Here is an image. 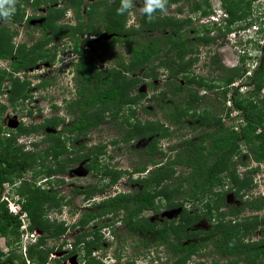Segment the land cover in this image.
Segmentation results:
<instances>
[{
  "label": "trees",
  "instance_id": "16d2710c",
  "mask_svg": "<svg viewBox=\"0 0 264 264\" xmlns=\"http://www.w3.org/2000/svg\"><path fill=\"white\" fill-rule=\"evenodd\" d=\"M179 1L168 0L166 8ZM206 1L185 0L189 3L187 4L189 14L184 19L157 12L155 18L148 22L147 17L140 13L137 26L125 29L124 19L127 13L117 14L120 0H67L76 20L74 26L64 28L55 26L54 22L58 18V13L62 11L51 6L41 23L43 31H49V34L34 40L28 46L20 44L16 49L9 44L11 34L5 25H0V60H9L13 56L9 62V69H0V89L4 80L8 81L9 90L5 98L7 104L13 109L15 102L29 98V93L25 90L27 81H19L13 78V74L22 73L39 62L51 64L43 46L54 35L59 39L68 37L75 55V61L71 64L70 70L71 79L75 81L74 96L67 102L69 108L75 110L72 121L64 125V119L56 115L44 118L40 123L27 126L22 125L21 121L10 130L15 133L14 136H1L0 237L7 241L11 238L14 242L18 239L21 233L19 230L21 222L18 218L20 214H24L26 218L24 230L29 234L33 230L39 234L34 243L27 246L26 259L15 262L11 254L5 255L0 252V264H25V262L43 264L47 255L54 250L53 247L41 248L46 240H59L68 229L83 228L89 220L106 216L117 217L128 234L138 233L145 238L152 236L153 244L166 245L170 256L173 257L170 264H204L200 261L190 263L189 258L207 247H210V252L218 257L210 264H217L220 260H224L225 264H264V233L253 241H243L245 236L264 224V216L259 217L254 214L238 217L244 209L260 211L262 209L260 203L244 201L227 212L221 210L225 205L227 193H230L233 198L241 199V191L248 190L252 186L249 183L248 174L255 172L257 168H247L244 177L239 179L234 173L236 164L230 161L234 154H238L240 147L246 149V154L251 162L256 163L255 166L260 163L264 164V123L261 121L264 119V95H260V90L264 87V46L260 45L259 47L254 46L260 54L255 68L251 70L248 77L246 73L250 66L249 62H251L249 57L242 56L239 58L240 65L226 68L216 54L208 55L210 72H218L211 82L220 81L222 83L219 96L225 99L229 87L235 81L246 77L248 82L245 86L249 87L246 99L256 100L255 105H259L261 113L259 119L256 120L247 114L246 107L240 98L244 96L234 88L230 94V106L242 116V121L237 128L234 130L224 127L218 117L212 116L213 120L205 123L198 120L197 125H192L190 128L192 130L207 129L202 130L200 136L194 140H182L178 145V150L171 146L169 151H174V158L161 166H157L158 163L154 161L156 156H164L157 147L158 142L162 138H168L171 131L167 125L157 120L135 121L133 126L126 130L122 141L148 140L141 150L146 157V162L133 170V174L137 176L132 178L131 173L126 174V183L136 184L139 187L129 192L109 196L97 203H91V206H95L97 210L94 213H82L72 225L67 226L63 222H55L54 219L46 218L49 210L59 213L67 204L63 202L65 197L54 189L62 181L54 177L65 174L70 164L83 161L85 171H92L99 166L97 169L101 172L100 175L106 178V182L98 189L89 187L71 191V193L81 194L83 200L87 202L94 195L101 194L118 182L120 174L117 171L98 164V156L104 154L102 153V149L105 148L103 144L93 145L91 151L80 155L77 152L84 149L81 145L77 148L78 151H70L65 157L63 155L67 153L69 142L77 141L88 131L101 125L106 116L116 118L123 107H134L143 94L130 96V88L144 80H154L158 75L154 72L156 66L164 71L166 80L163 86L168 87L167 93L163 91L158 93L161 100L169 98V103L160 104V108L167 109V112L163 114V119L170 124L182 126L181 118L188 113V109L197 112L196 109L202 103L204 95L198 96L192 86H206L207 81L205 77L193 75L191 68L197 61V48L207 47L214 42V38L208 35L209 26L203 27L199 32L191 28L193 31L191 35H188V25L191 20L190 15L198 18V16L208 14L207 10L201 8V2ZM237 1L224 0L221 3L223 11L230 18L239 10L236 6ZM39 4V1L35 0L32 6L36 7ZM81 6L83 14L80 13ZM14 7L18 5L15 4ZM181 11V7L176 8L177 14ZM262 17L264 19V15ZM3 19L0 17V20ZM14 20L15 22L20 21V19ZM228 28L225 27L226 32L230 31ZM68 30L71 32L66 33ZM217 30L218 34L221 28ZM258 32L260 33L261 29ZM103 34L109 36V39H97L96 42L90 44V50L86 47L90 39H96ZM221 35L225 36V33ZM145 36L148 37L145 38ZM113 43H124L127 52L126 59L123 61L117 58L111 67L98 69L95 67V62L102 60L107 53L108 46ZM154 63L155 65H152ZM178 78H182L184 83L177 82ZM181 94L186 99L182 104L187 107H180L174 99L181 98ZM191 102L194 104L190 108L188 105ZM4 109L5 104L0 103V116ZM202 113L201 119L204 117V112ZM132 115L133 112L129 115L131 120H133ZM210 125L216 129L208 131L211 128ZM59 126H61L59 131L54 132ZM19 135H36L39 138L29 143L30 150H24L22 146L14 145L16 136ZM40 145L42 147L39 149ZM139 156H141L140 153ZM46 158L51 160L50 164L43 162ZM146 163L153 168L147 170ZM176 166L183 167L184 172L179 173L174 181L172 176ZM220 172L225 174L231 187L216 192L214 188L218 184L213 181V177ZM41 177L45 179L42 182L45 186L43 189L35 185V181ZM4 185L9 187L6 194L10 200L13 198L17 200L18 214L9 212L6 200L1 198ZM212 195L214 197H211ZM179 196L184 198V202H190L193 205L201 203L203 210L214 214L213 222L208 221L209 226L205 229H193V224L206 213L200 214L195 211L193 215H189L187 209L182 207V203L176 202ZM161 202L162 205H160ZM159 205L165 209H179L176 218L152 223L146 217L141 216L143 211L157 214L161 208ZM86 235L87 233H83L75 238L76 240L81 238L84 241ZM92 235L93 237H90L92 240L85 241L86 244L92 243L93 239L97 238L96 235ZM72 244L73 249L64 253L60 258L53 259V264H63L64 260L75 254L77 242ZM144 244L147 242L145 241ZM7 245H9L8 242ZM85 253L89 255L90 248H86Z\"/></svg>",
  "mask_w": 264,
  "mask_h": 264
},
{
  "label": "rangeland",
  "instance_id": "374dc122",
  "mask_svg": "<svg viewBox=\"0 0 264 264\" xmlns=\"http://www.w3.org/2000/svg\"><path fill=\"white\" fill-rule=\"evenodd\" d=\"M35 0H16L18 7H14V12L7 19L0 20V25H5L8 32L11 34L9 44L16 49L18 45L25 44L30 45L34 40L43 38L49 34V31H43L42 21L45 11L52 6L57 10H61L62 13H58V18L55 20L54 25L59 27H72L76 20L74 19V13L71 7L68 6L67 0H38L39 6H32ZM90 1V0H84ZM200 1V0H194ZM203 1V0H202ZM224 0H207L201 2V8L208 11L205 16L190 15V24L188 25V35H191L192 29L201 31L203 27L209 26V36L214 38V42L209 44L207 47L197 48V61L193 64L191 72L193 75L199 77H205L207 81L206 86L197 87L192 86L193 91L199 95H204V99L196 109L197 112H193L188 109V113L182 116V126L173 125L163 119V114L167 112L166 108H160V104L169 103V98L161 100L158 97V93L163 91L167 93L168 87L163 86L166 76L161 67L156 66L154 72L157 77L154 80L147 79L141 83H137L133 88H130L129 95L134 96L137 94H143L134 107L127 108L123 107L117 114L116 118L106 116L103 123L98 127L88 131L83 137H80L77 141L69 142L67 145V153L70 151H78L77 148L81 145L84 149L80 150L79 153L84 154L85 152L91 151V147L96 144H103L105 148L102 149V153L98 156V164L108 167L112 171H117L119 175L118 182L110 188L105 189L101 194L94 195L90 201L83 200V196L78 193H71L72 190L84 189V188H100L105 182L106 178L102 177L97 166L92 171H85L83 168V161H78L74 164H70L65 174L60 175L58 178L62 181L61 184L54 187L60 195L64 196L63 202L67 203L62 207L59 213L49 210L46 213V218L54 219L55 222H63L64 225H72L76 223L79 216L85 212L94 213L97 208L91 206V203H97L98 201L111 197L117 193L129 192L132 189H137L139 186L136 184L126 183V174L131 173L132 178L137 175L133 174V170L139 165L146 162V157L142 154L141 150L146 146L147 139H137L129 142H123L122 139L126 133V130L131 128L135 121L143 122L148 121H159L164 125H167L171 134L168 138H162L158 142L160 151L164 156H156L154 161L158 163L157 166L164 165L166 161L174 158V151H169L171 146H174L176 150L179 149L178 145L184 139L194 140L200 136V132L207 128H201L198 130H192L190 126L197 125L198 120L205 123L211 122L212 116L221 119V124L226 128L236 129L238 124L242 121V116L237 112H231V109L227 105L231 104L230 94L234 88L237 92L244 96L240 97L243 104L246 107L247 114L254 119H259L261 116L259 105L253 98L246 99L249 87L245 84L248 82L247 78L251 73V70L255 68L258 62L260 52L254 49V46H264V30L262 24H264V6L262 3L264 0H238L237 9L238 12L231 18L221 7V3ZM53 3V4H52ZM135 6L127 13L124 19V28L137 26V18L140 15V8L142 7V0H134ZM185 0H180L175 5L167 7L166 14L177 19H184L189 14L188 5ZM235 6V5H234ZM233 6V7H234ZM235 6V7H236ZM181 7L182 11L180 14L176 13V8ZM80 13L83 14V7L81 6ZM226 14V15H225ZM198 15V14H197ZM14 19H20L19 22H15ZM227 22L225 23V20ZM229 22V24H228ZM227 25V26H226ZM225 27H229V32L225 31ZM192 28V29H191ZM208 28V29H209ZM221 28V33H225V36L217 29ZM259 29L261 32L259 33ZM64 30V29H63ZM68 30L66 33H70ZM67 35V34H66ZM223 36V37H222ZM82 37V36H81ZM148 36H145L147 38ZM83 38V37H82ZM104 38L109 39V36L104 34L96 39H90L86 47L90 50V44L96 42L97 39ZM259 47V46H258ZM48 53V59L51 64L45 62H39L36 65L27 68L24 72L13 74V78L19 81H27L25 90L29 93V98L21 102H15L13 109L7 104L5 95L8 89V81L4 80L2 83L0 93V103L5 104L3 114L0 116V140L1 136L15 135L10 130L14 129L16 125L21 122L22 125L27 126L30 124L40 123L44 118L56 115L64 119V125L70 123L75 116V110L69 108L67 102L71 99L74 94L75 81H70V70L71 63L74 62V52L72 49V43L68 37L62 39L57 38L55 35L51 40L43 46ZM216 54L220 59L221 64L226 68H231L239 64L240 57H249L251 59L248 72L246 77H243L235 81L232 86L229 87V91L222 99L219 96V92L222 89V83L220 81L211 82L213 77L218 75V72H210L208 65V55ZM127 57V52L124 43H113L108 46L107 53L103 56L102 60L95 62V67L98 69L109 68L113 64V61L117 58L123 59ZM9 60H0V69H9ZM71 61V62H70ZM156 63V62H155ZM152 64V65H155ZM149 66V65H148ZM166 73V72H165ZM140 74V72L138 73ZM40 84L38 85V79ZM177 82L183 84L182 78L176 79ZM43 82V86H41ZM74 82V83H73ZM243 83V84H241ZM211 84V85H210ZM38 85V86H37ZM71 91V92H70ZM260 95H264V87L260 90ZM157 96V97H156ZM180 107H187L183 103L185 96L181 94L180 97L174 98ZM194 103H190L188 106L193 107ZM53 106L55 108H53ZM201 109H204L201 111ZM133 112V120L129 118ZM204 117L201 119L203 116ZM229 112V114L227 113ZM212 119V120H211ZM260 121V120H259ZM264 123V119H261ZM59 126L54 132L59 131ZM204 127V126H203ZM208 131H212L216 128L210 125ZM9 130V131H7ZM53 132V131H52ZM15 144L22 146L24 150H30L29 143L37 141L39 136L28 135L16 136ZM113 141V142H111ZM40 145L38 148L40 149ZM139 153L141 156H139ZM230 161L235 162L234 173L239 179L244 177L245 170L247 168L256 167V171L248 174L250 177L251 188L245 191H241V199L233 198L230 193L225 195V205L222 207V211L227 212L242 204L251 203L252 201L259 202L262 209L254 212L244 209L238 217L258 215L259 217L264 216V164L255 166L256 163L251 162L250 157L246 154V149L240 147V151L237 155H233ZM51 160L46 158L43 160L45 164H50ZM244 164V166H243ZM147 170L153 168L150 164L146 163ZM226 166V163H225ZM184 172L183 167H174V175L172 176L174 181L176 180L179 173ZM145 174V173H144ZM143 175V174H142ZM184 175V173H183ZM28 178V177H26ZM45 179L38 178L35 181L36 186H40V189L45 188L42 183ZM213 181L218 184L214 191L221 192L228 187V180L225 178V174L220 172L213 177ZM169 183V182H168ZM9 187L4 185L1 198L6 200L7 209L12 214H16L18 204L17 200L13 198L10 200L7 196ZM215 192V193H216ZM211 197H214L212 195ZM177 203H182V207L187 209L189 215H193L196 212L200 214L206 213L205 216H201L194 224L193 229H205L209 226L208 221L213 222L214 214L212 212L207 213L201 207L202 204H191L190 202H184L182 196L177 197ZM11 207L9 210L8 208ZM162 205V202L161 204ZM159 205V206H160ZM160 210L157 214H153L150 211H143L142 217H146L150 222H162L164 220H171L176 218L179 209H165L160 206ZM24 228L20 227L18 239L15 242L10 238L8 241L5 238L0 237V252L2 254H11L15 262L26 259V248L28 245L34 243L36 235L31 232V235L24 229L26 228V218L24 214H21ZM87 233L84 237V241L79 238L76 240V236ZM89 233V234H88ZM264 233V224L257 227L256 230L245 236L243 241H253ZM39 234V232H38ZM96 235L92 243L86 244L85 241H89ZM33 235V236H32ZM81 237V236H80ZM91 237V238H90ZM152 236L142 237L140 234H128L122 222L115 216H106L103 218H94L89 220L83 228L74 227L68 229L59 240L52 241L46 240L41 248L53 247V252L47 255L46 260L43 264H53V259L60 258L64 253L73 249V244L77 242L75 246V254L69 259L64 260L63 264H170L173 257L167 250L166 245L153 244ZM92 240V239H91ZM147 244H144V242ZM7 242L9 245H7ZM86 248H90V254L86 255ZM38 249V247H37ZM218 257L210 252V247L202 249L197 254L189 258L191 262H203L204 264H210L213 260ZM188 261V262H189ZM25 264H31L25 262ZM217 264H225L224 260H220Z\"/></svg>",
  "mask_w": 264,
  "mask_h": 264
},
{
  "label": "clouds",
  "instance_id": "9594fccd",
  "mask_svg": "<svg viewBox=\"0 0 264 264\" xmlns=\"http://www.w3.org/2000/svg\"><path fill=\"white\" fill-rule=\"evenodd\" d=\"M15 3L16 0H0V17H3L5 19L10 17V15L15 10L14 8ZM167 3L168 0H142V7L140 8V12L147 17L148 22H151L155 18V14L157 12L161 14H166ZM134 6H135L134 0H120V7L117 9V14L118 15H125L126 13L130 14V11L134 8ZM262 28L264 30V24H262ZM74 61H75V55H74ZM71 78L72 75L70 77V81H72ZM18 211H19V207L16 214H18ZM32 233L36 236L38 235L37 231L33 230Z\"/></svg>",
  "mask_w": 264,
  "mask_h": 264
},
{
  "label": "built area",
  "instance_id": "2783aa9c",
  "mask_svg": "<svg viewBox=\"0 0 264 264\" xmlns=\"http://www.w3.org/2000/svg\"><path fill=\"white\" fill-rule=\"evenodd\" d=\"M227 106H228V108L231 109V112H233V113H237V111L234 110V109H232L230 105H227ZM234 130H235V129H234ZM8 208H9V210L11 209V207H9V205H8ZM16 208H17V210H18V207H16ZM17 210H16V212H17ZM18 218H19V220H20V222H21L20 227H23V228H24V223H23V221H22V217H20V215H19ZM30 235H31V234H30Z\"/></svg>",
  "mask_w": 264,
  "mask_h": 264
},
{
  "label": "flooded vegetation",
  "instance_id": "af4514ba",
  "mask_svg": "<svg viewBox=\"0 0 264 264\" xmlns=\"http://www.w3.org/2000/svg\"><path fill=\"white\" fill-rule=\"evenodd\" d=\"M50 7H51V6H50ZM48 9H49V8H48ZM48 9H47V10H48ZM47 10H46V11H47ZM46 11H45V14H46ZM45 14H44V15H45ZM43 19H44V16H43ZM37 79H38V78H37ZM38 84H39V79H38Z\"/></svg>",
  "mask_w": 264,
  "mask_h": 264
}]
</instances>
